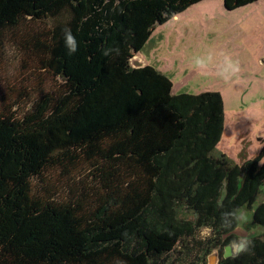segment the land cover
<instances>
[{
	"label": "trees",
	"instance_id": "obj_1",
	"mask_svg": "<svg viewBox=\"0 0 264 264\" xmlns=\"http://www.w3.org/2000/svg\"><path fill=\"white\" fill-rule=\"evenodd\" d=\"M202 1L0 0V48L9 32L56 19L21 40L53 86L27 94L20 115L1 97L0 264H209L215 250L225 264V245L241 237L221 214L255 203L264 148L241 164L216 155L221 94H174L164 72L131 62L158 25ZM111 46L119 54L104 56ZM57 176L75 179L60 198L49 190ZM258 225L264 202L247 229ZM248 239L227 264H264V234Z\"/></svg>",
	"mask_w": 264,
	"mask_h": 264
},
{
	"label": "rangeland",
	"instance_id": "obj_2",
	"mask_svg": "<svg viewBox=\"0 0 264 264\" xmlns=\"http://www.w3.org/2000/svg\"><path fill=\"white\" fill-rule=\"evenodd\" d=\"M254 7L263 13L264 0L233 10L225 7L224 0L197 3L179 21L158 25L131 60L133 65L149 64L164 72L173 82L174 94L219 92L224 104V130L214 153H225L239 164L257 157L264 148V38H258L264 35V25L253 27L258 15H254ZM55 20L30 22L18 32H9L0 48V104L4 96L19 115L29 108L27 94L33 98L43 86L54 83L47 73L27 63L22 37L50 28ZM74 180L51 178L50 194L65 196ZM34 182L41 184L38 178ZM262 202L264 185L255 203L240 209L247 213V222H238L236 230L241 238L264 234L261 225L247 229ZM219 259L215 250L209 264H217Z\"/></svg>",
	"mask_w": 264,
	"mask_h": 264
},
{
	"label": "clouds",
	"instance_id": "obj_3",
	"mask_svg": "<svg viewBox=\"0 0 264 264\" xmlns=\"http://www.w3.org/2000/svg\"><path fill=\"white\" fill-rule=\"evenodd\" d=\"M63 40L68 55H73L78 51L79 42L76 35L68 26H66L63 30ZM113 53L118 55L119 48L111 46L103 50V55L106 57L111 56ZM221 219L226 228H230L234 222H247V213L243 210H230L223 212L221 214ZM251 248L252 241L247 238H237L229 241L223 250V259L225 264H227L229 260L235 259L243 254H247Z\"/></svg>",
	"mask_w": 264,
	"mask_h": 264
},
{
	"label": "crops",
	"instance_id": "obj_4",
	"mask_svg": "<svg viewBox=\"0 0 264 264\" xmlns=\"http://www.w3.org/2000/svg\"><path fill=\"white\" fill-rule=\"evenodd\" d=\"M192 7V6H191ZM258 7V6H257ZM190 8V7H189ZM188 8V9H189ZM254 15L256 16L257 15V18L254 19V22H253V27L255 28L256 25L259 24L260 28L262 25H264V12H259L260 10L256 9V7H254ZM186 10L178 15H176L173 19L171 20H175L176 22L179 21V18L181 17V15H184L183 13H185ZM263 15V16H262ZM157 28V27H156ZM152 36V35H151ZM151 38V37H150ZM258 38H264V35L262 34H259ZM137 58H138V55H137ZM147 65V64H146ZM134 66H144V64H141V65H134ZM237 230V229H236ZM237 233V231H236ZM238 234V233H237Z\"/></svg>",
	"mask_w": 264,
	"mask_h": 264
}]
</instances>
